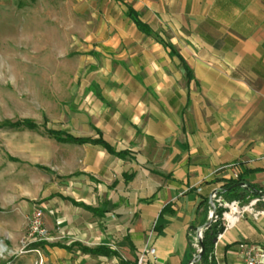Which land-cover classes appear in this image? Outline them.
Instances as JSON below:
<instances>
[{"label":"crops","instance_id":"crops-1","mask_svg":"<svg viewBox=\"0 0 264 264\" xmlns=\"http://www.w3.org/2000/svg\"><path fill=\"white\" fill-rule=\"evenodd\" d=\"M125 1L177 53L133 24L101 41L107 58L61 129L128 154L63 142L41 183L21 172L49 231L34 244L43 264H135L151 246L158 264H189L216 190L234 173L264 190V0ZM249 244L264 248V203L219 233L205 264H239ZM101 246L112 253L84 249Z\"/></svg>","mask_w":264,"mask_h":264},{"label":"rangeland","instance_id":"rangeland-1","mask_svg":"<svg viewBox=\"0 0 264 264\" xmlns=\"http://www.w3.org/2000/svg\"><path fill=\"white\" fill-rule=\"evenodd\" d=\"M130 6L136 10L125 0H0V264L38 260L36 246L27 243V218L43 209L35 205L38 191L21 183V172L36 170L41 183L39 172L53 170L46 160L61 143L73 142L50 131L73 135L61 129L66 108H75L82 87L103 66L101 41L114 30L117 37L131 33V24L144 34L128 17ZM144 35L170 44L154 30ZM23 121L34 125H11ZM248 198L239 200L247 205Z\"/></svg>","mask_w":264,"mask_h":264},{"label":"built area","instance_id":"built-area-1","mask_svg":"<svg viewBox=\"0 0 264 264\" xmlns=\"http://www.w3.org/2000/svg\"><path fill=\"white\" fill-rule=\"evenodd\" d=\"M234 178L238 179L239 175L234 173ZM251 197V196H250ZM213 204L217 211L222 210L221 214H216L213 216L214 222H221V226H224L225 230L232 228L236 225L239 219L246 213L253 210L258 202H264V194H260L254 198H250V202L247 205H242V201L238 199H233L228 201L224 196L219 194V190H216L212 194ZM261 212L257 213L260 214ZM231 215V216H229ZM212 214L210 215V217ZM28 221V235L30 241L27 243H34L40 245L48 240V229L44 222V213L41 209L35 210L27 218ZM203 238V233L200 232L195 241L196 255L191 260L189 264H196L195 259L201 251L200 240ZM38 254V260L35 264H43V252L38 246L33 249ZM158 264L156 256V248L149 247L145 249L136 260L135 264ZM239 264H264V248L255 244H249L242 247L241 251V261Z\"/></svg>","mask_w":264,"mask_h":264},{"label":"trees","instance_id":"trees-1","mask_svg":"<svg viewBox=\"0 0 264 264\" xmlns=\"http://www.w3.org/2000/svg\"><path fill=\"white\" fill-rule=\"evenodd\" d=\"M127 15L135 23V25L139 31L143 32L144 34H153L152 28L149 27L144 21L141 20L139 12L134 10L131 6L129 8H127ZM167 45L170 46V44H167ZM173 53H176V52L173 50ZM183 62H184V67H185L187 73L189 75H191L190 68L185 63V61H183ZM11 125H12V127H16V126H21V125H28L29 126V125H34V124L32 122L23 121V122H19V123L17 122V123L11 124ZM50 134L55 139H57L59 141L68 140V141L81 142V143L94 142L97 144H101L102 146L107 148L111 153H113L117 156L124 157L128 154V152H126V151H120V152L116 151L102 137H100L97 140H92L91 138L73 136V135L67 134L66 132H63V131H50ZM48 171H50V170H48ZM240 182H245V177L243 174H241L237 180L229 181L222 188L218 189L219 194L224 196L228 201H231L233 199L239 200V199L245 198L247 196V194H251L252 196H258V195L264 193L259 188H257L255 185L249 184L247 182H245V183H247L249 185V189H245L243 187L235 186L236 184H238ZM89 209H91L93 211H97V210H94L93 208H89ZM221 212H222V210L217 211L218 214H221ZM220 228H221V222H219V221L214 222L208 228H206L204 233H203L202 243L204 245V254L202 255L201 260H200L201 262H203V264L208 262L210 260V258L212 257V254L214 251L215 241L217 240L218 235L220 233ZM84 249L87 251L93 252V253H101V254L102 253L103 254H111L112 253L111 250H109L103 246L98 247L96 249H88V248H84Z\"/></svg>","mask_w":264,"mask_h":264},{"label":"water","instance_id":"water-1","mask_svg":"<svg viewBox=\"0 0 264 264\" xmlns=\"http://www.w3.org/2000/svg\"><path fill=\"white\" fill-rule=\"evenodd\" d=\"M235 186H239V187H243V188H245V189H249V185L247 184V183H245V182H240V183H238V184H236ZM212 209H213V211H212V216L207 220V222L205 223V226H204V228L206 229V228H208L212 223H213V216L216 214V212H217V209H216V207L214 206V204H213V199H212ZM205 229H203V230H198V234L200 233V232H202V233H204V231H205ZM225 231V228H224V226H221V228H220V233H223ZM217 241V240H216ZM215 241V242H216ZM200 247H201V251H200V253L198 254V256L196 257V259H195V263H199L200 262V260H201V257H202V255L204 254V245H203V243H202V239L200 240Z\"/></svg>","mask_w":264,"mask_h":264},{"label":"bare ground","instance_id":"bare-ground-1","mask_svg":"<svg viewBox=\"0 0 264 264\" xmlns=\"http://www.w3.org/2000/svg\"><path fill=\"white\" fill-rule=\"evenodd\" d=\"M229 216H231V215H229Z\"/></svg>","mask_w":264,"mask_h":264}]
</instances>
